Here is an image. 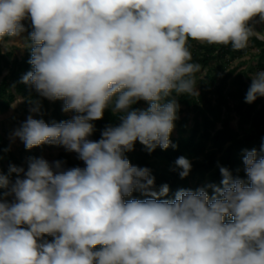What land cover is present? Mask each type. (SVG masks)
<instances>
[{"label":"clouds","instance_id":"obj_1","mask_svg":"<svg viewBox=\"0 0 264 264\" xmlns=\"http://www.w3.org/2000/svg\"><path fill=\"white\" fill-rule=\"evenodd\" d=\"M256 17L264 23V0H0V41L24 32L25 19L33 29L22 83L77 113L52 125L29 116L14 135L85 164L32 158L26 171L10 167L14 183L0 174L12 197L0 199V264H264V144L245 150L247 181L221 167L211 196L181 189L172 200L124 157L136 141L149 152L176 147L172 94L198 95L201 72L189 41L243 50L264 36ZM250 78L249 104L264 97V70ZM141 100L149 107L133 109ZM107 109L119 125L89 139ZM175 163L186 177L190 161ZM135 190L151 198L125 201Z\"/></svg>","mask_w":264,"mask_h":264},{"label":"trees","instance_id":"obj_2","mask_svg":"<svg viewBox=\"0 0 264 264\" xmlns=\"http://www.w3.org/2000/svg\"><path fill=\"white\" fill-rule=\"evenodd\" d=\"M22 23L29 34L33 30L30 20L25 19ZM251 23L254 26V22ZM1 42L0 113L7 111L15 99L9 90L13 87L24 98L27 109L39 108V111H36L35 119H42L49 125L70 121L72 117L63 113L62 100H55L51 104L50 100L39 96L33 87L22 83V77L33 70L32 65L28 62L31 58L30 47L28 46L23 58L11 60L10 55L2 53ZM250 42L252 47L260 49L258 70H263L264 41L252 37ZM247 51L248 47L234 51L231 45L208 44L199 46L197 51H192V62L199 63L203 68H208V74L200 81L198 95L172 94V98L185 108V110L178 108L177 118L174 120L180 127L179 137L173 139L171 138L172 134L170 135V141L176 147L170 146L168 149H161L157 146L154 151L149 152L144 145L136 141L134 149L124 154L131 165L150 170V174L155 180L153 190L158 192L163 185H168V195L159 197V199L172 200L175 198L176 192L181 189L196 191L199 188H204L211 196L213 189L209 186H221L223 179L220 173L221 167L227 168L234 178L239 177L247 181L243 163L245 150L256 149L259 152L264 144V98L258 97L255 102L246 103L245 96L251 83L243 78L242 73L235 75V70L228 71L226 62L228 56L240 57ZM231 101L236 102L235 109L240 116L237 128H234L225 117L232 110ZM132 108L144 109L140 107V101ZM71 112L73 117L77 115L74 111ZM190 122H193L191 133L185 137L184 133L189 129ZM92 123L94 131L89 139L98 141L107 127L118 126L120 121L117 114H114L111 109H107L103 119ZM49 146L58 150L65 149L60 145ZM38 147H33V149ZM70 154L77 155L75 152H69V154L61 152L58 156V161L63 162L65 169L85 167L84 162H74ZM179 157L187 158L192 165L189 174L183 178L179 175L182 169L175 163ZM30 158H35V156L31 155ZM11 166L21 167L15 153L0 136V174L7 176L14 183L18 176L16 173H10ZM23 168L26 171L28 163ZM5 192L7 189H0V197H4ZM148 198L151 197L146 196L140 190H135L130 197H125V201ZM227 220L228 218H226V222ZM44 239L52 241L54 238L46 235Z\"/></svg>","mask_w":264,"mask_h":264},{"label":"rangeland","instance_id":"obj_3","mask_svg":"<svg viewBox=\"0 0 264 264\" xmlns=\"http://www.w3.org/2000/svg\"><path fill=\"white\" fill-rule=\"evenodd\" d=\"M254 29L259 32H264V23L259 22V17L254 22ZM29 34L25 30L22 32L19 36L15 37H8L5 36L3 38V41L1 42L2 45V53L10 55V59H21L25 56L26 51L29 46ZM264 37V36H263ZM191 45V50H198L199 46H205L207 44H200L198 42L189 41ZM260 54V49L256 47L251 46V42L249 41L248 44V51L245 55L240 57H233L228 56L227 57V70H235L236 74L242 73L243 78L251 83L250 76L254 74L258 70V56ZM264 70V69H263ZM208 74V68L201 67V72L197 73V84H196V91L198 94L200 93V81L203 80ZM2 81V78H0V83ZM11 94L14 95L15 99L12 102L10 108L0 113V136L4 141L7 142L9 148L15 153L17 160L19 161L20 166L23 168L26 163H29L31 155H34L35 158H44L46 159L50 164L54 163L55 161H58V156L61 152H64L66 154H69V151L66 149L64 150H58L55 149L47 144L41 145L36 149H26L24 150L25 145L23 141L19 139V137H16L14 134L15 132L21 127V125L27 120L29 116H32L34 119L36 117V111H33V109H27L25 107V100L24 98L13 88L10 89ZM264 98V97H263ZM51 104L53 101H51ZM63 107H64V101ZM179 105V104H178ZM230 106L232 110L227 113L225 116L226 119H228L231 123V125L234 128L238 127L240 116L237 113L235 106L236 102L231 101ZM140 107L147 109L149 107V104L145 101H140ZM179 108H182L185 110L184 106H180ZM260 108V106H259ZM63 113L72 117V112L67 111L65 112L63 110ZM189 129L184 133V136H189L191 133V128L193 125V122H190ZM221 128V126H219ZM171 138L176 139L179 137L180 134V127L179 125L174 121V129L172 131ZM72 160L77 163H82L83 161L78 159V156L75 154H70ZM0 199H5L8 202L12 201V197L10 196H4L0 197Z\"/></svg>","mask_w":264,"mask_h":264},{"label":"water","instance_id":"obj_4","mask_svg":"<svg viewBox=\"0 0 264 264\" xmlns=\"http://www.w3.org/2000/svg\"><path fill=\"white\" fill-rule=\"evenodd\" d=\"M256 19H257V17L253 20V22H255ZM259 39L264 41V37L263 36H261Z\"/></svg>","mask_w":264,"mask_h":264}]
</instances>
